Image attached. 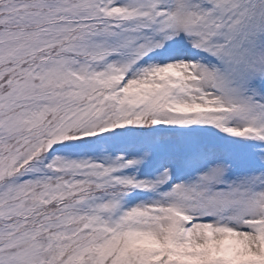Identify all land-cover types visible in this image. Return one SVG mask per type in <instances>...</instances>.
I'll use <instances>...</instances> for the list:
<instances>
[{
	"label": "snow or ice",
	"instance_id": "snow-or-ice-1",
	"mask_svg": "<svg viewBox=\"0 0 264 264\" xmlns=\"http://www.w3.org/2000/svg\"><path fill=\"white\" fill-rule=\"evenodd\" d=\"M0 264H264V0H0Z\"/></svg>",
	"mask_w": 264,
	"mask_h": 264
}]
</instances>
